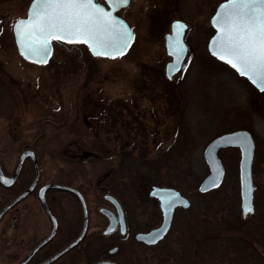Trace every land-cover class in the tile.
Masks as SVG:
<instances>
[{"label":"rangeland","instance_id":"obj_1","mask_svg":"<svg viewBox=\"0 0 264 264\" xmlns=\"http://www.w3.org/2000/svg\"><path fill=\"white\" fill-rule=\"evenodd\" d=\"M220 1L130 0L117 11L134 32L123 55L94 56L87 47L55 44L44 64L27 62L18 54L12 32V19L18 13L12 0L0 1V157L7 170L14 166L18 141L30 140L40 119L59 122L68 113L64 125L45 126L37 151L43 158L44 179L63 172L86 191L90 230L100 231L107 223L99 207L113 209L100 188L110 192L104 177L115 169L126 175L141 161L159 168L158 177L165 180L162 184L175 183L190 200V210L175 213L170 238L176 241L171 246L166 249L158 244L150 249L136 245L128 258L115 256L122 264H188L186 257L179 256L194 252V264L244 261L240 253L228 251V238L223 237L242 236L238 231H215L219 236L212 248L206 240L202 242L211 216L218 221L240 216L238 189L225 183L209 192L200 193L196 188L208 173L202 158L204 146L229 125H238L240 93L251 85L212 57L194 61L185 73L163 80L164 35L171 21L183 19L190 26L185 38L193 56L200 47L197 31L199 34L200 26L207 25ZM205 39L206 35L204 43ZM228 118H232L229 125ZM225 154L220 150L222 159ZM147 182H138L141 193L150 184ZM56 197L61 203L55 200V207L71 226L81 214L78 202L63 191L56 192ZM22 202L19 210L12 208L0 223V264L16 263L25 250L20 240L28 244L49 229L38 201L30 195ZM146 207L141 196L128 205L134 231L151 222ZM35 223L37 227L31 228ZM94 250V242H86L78 262L68 252L52 264H87L95 256ZM220 257L224 263H219Z\"/></svg>","mask_w":264,"mask_h":264},{"label":"flooded vegetation","instance_id":"obj_2","mask_svg":"<svg viewBox=\"0 0 264 264\" xmlns=\"http://www.w3.org/2000/svg\"><path fill=\"white\" fill-rule=\"evenodd\" d=\"M0 1H6V0H0ZM95 1L105 4L104 0H95ZM31 2L32 0H12L15 11H17L18 13L16 14V17L12 19L13 20L12 32H13V25L15 21L27 15V10ZM189 28L190 26L187 24V27L184 32V42L187 46V49H186V53L183 59V63H182L181 68L173 76H175L177 73H185L188 66L194 61L202 62L204 58L206 59L209 57L214 58L207 50L208 39L214 32L212 26L209 24V21L207 25L200 26L199 34L197 31V35H199L200 47L197 51H195V55L193 56L190 55L189 42L185 38V35L187 34ZM169 31H170V26H169L168 31L165 32V35ZM165 35H164V41H165ZM204 35H206L207 37V39H205V43L203 41ZM13 39H14V33H13ZM14 42H15V39H14ZM55 44L68 45L69 43H65L62 41H56V40L52 41V47ZM15 45H16V42H15ZM16 49H17V46H16ZM164 54H165L164 56L166 57V62H165V65H166V63L171 59V56L166 53L165 45H164ZM21 58L23 57L21 56ZM23 59L27 62H31L34 64H41V63H35L32 61L26 60L25 58ZM163 75L165 76V66H164ZM242 78H244L248 83H250L245 77L242 76ZM250 85H251L250 87L243 88L242 89L243 91L240 93V98H239L237 111H236V115L238 118L237 120L239 121L238 125H235V126L229 125L232 121V118H228L229 128L223 133H228V132H232L236 130H245L250 135V137L248 138H251V141L253 144L252 159H251V165H250V176H251V185H252L251 207L253 210L250 213L243 214L242 206H241L242 205L241 178H240L241 145L240 144H233V145L230 144L227 146L220 147L217 151V155L221 159L222 165H223L222 181L217 187L212 188L208 190L207 192L215 190L222 183H225V185L228 188L229 187L232 189L237 188L239 200H240L241 214L239 217L228 216L227 219L224 218L219 221L215 220V218L211 216L210 219L208 220L206 236L204 239H202V242L203 240H206L208 246L212 248V246L214 245V238H218L219 236L217 234L218 232H215V231H220V230L238 231L242 234V236L236 237V235L228 236L227 234H223V237H226V239L228 238V241H226V246H227L228 251L235 250L237 253H240L241 255H243L244 261L242 264H264V261H263L264 260V89H259L258 87L252 85L251 83ZM228 108L231 109L229 106ZM228 116L229 117L231 116L230 110L228 111ZM67 119H68V113L66 114L64 119L59 122L55 121L54 118L40 119L39 127L38 129L35 128V131L32 132L30 140L23 139L21 141L20 140L18 141L19 150L15 158L14 166L12 167L11 170H7L5 163L2 161V158L0 157V167L5 175H12L14 171L17 169V167L19 166V170L15 177V181L11 186L5 187L0 183V209L2 208V206H4V204H6L11 199H13L15 196L19 195L21 192H23L25 189H27L31 185L32 181L35 178V170H36L35 165L38 167L37 181H36V184L33 190L30 193H28L26 196L21 198L12 207H10L0 217V223L2 221V218L6 215L8 211H10L12 208L19 210L20 207H18V203L21 205L23 203L22 201L25 198L32 195L34 199L38 201L41 208L45 212L47 220H48L47 222L49 225L48 231L46 230L38 238L30 240L28 244L25 242L23 243L22 242L23 240H20L21 244L24 245L25 250H24V253L19 257L16 263L20 262L36 244H38L42 239H44L50 233V231L53 228V222L50 216L48 215L47 211L43 207L41 201L38 198L39 188L42 185L47 184V183H60V184L74 186L82 193V191L80 190L81 185L74 184V183L68 184L65 182L67 179H69V176H63V172H62V175L56 174L55 177L53 175L50 179L49 178L44 179V175L46 176V172L44 171V164L42 160L43 158L37 151V147L40 144L39 143L38 145H36L38 140L40 139V142H41L43 138L45 137L43 136L46 133L45 126L52 127V128L60 127L64 125V122ZM233 121L235 120L233 119ZM239 140H242V144L243 143L245 144L247 141L245 134L243 137H240ZM27 149L32 150V152L34 153V158L31 156L30 152L26 151ZM220 150H224L226 153L225 156L223 157L224 159H222L219 155ZM114 173L117 174L116 169L115 171H113V174L110 172L109 175L104 177V179L108 180V178L110 176L112 177ZM114 184H115V189H117L116 193H113L111 191L110 193L109 190L104 186H101L100 188H101V191L103 192V195L105 191H108V193L114 196L119 202L121 209H122V213H123V219L125 222L124 232L121 231L120 225L118 223L116 228L113 229L110 233L103 234L102 230L106 227L108 223L107 217H106L107 223L104 228H102L100 231L90 230L91 218H90V212H88V216H89L88 228H87V232L84 238L79 242V244H77L75 247H73L72 249L68 251V252H72L75 248H79L82 246L83 252H85L86 236L90 234L91 232H97V234L99 235L98 238L105 239L106 244H105V247L103 246L102 250L96 249V246H95V250H97L95 253V256L91 259L92 261L87 262V264L93 261L106 260V259H110L116 262L117 264H120L121 262L115 256L119 255V257L122 260H124L125 257L126 258L129 257V255L133 251V247L136 245H140V244L150 249L158 244H162L163 246L165 245L167 249L169 245L171 246L172 242L176 241V238L175 239L170 238V233H171L170 230L172 227V222L175 218L176 211H178V209L190 210L191 208V203L189 199H188L189 205L187 207L176 206L173 209L171 223L169 225L167 232L157 242L153 244H147V243L138 241L135 237L136 233L139 231H148L149 229L157 226L162 220V213H161V209L159 206V202L157 198L150 195V189L153 185H163V186H170V187H175V186L167 184V183L166 184L150 183L144 187L142 204L144 208L147 206L146 210H148L149 215H150L149 218H151L152 220L145 228L139 231H134L133 226H132V221L130 220V215L128 211V205L132 203V201H129L127 194L125 195L123 194L127 199H123L121 197L122 191L128 190L129 187L122 184L117 179L115 180ZM6 190L12 192L13 195L9 198H6L5 197ZM62 191L72 194L80 206V203L76 195L70 191L62 190L58 188H48L45 190L44 198L56 218L57 228L52 238L46 243H44L43 245H41L25 264H37L41 262L42 260L46 259L50 255L55 253L61 247L69 243L81 231L82 225H83V213H82L81 206H80L81 214L77 219L73 220V223L71 226L68 222L69 220L66 221L67 218L64 216H61V214L58 212L57 208L55 207V204H54L55 200H57L58 203H61L59 198L56 197V192H62ZM183 195L186 196L185 193H183ZM2 198H6V200L1 201ZM104 199L107 202H109L111 206L113 207V209L111 208H108V209L112 210L114 213H117L115 204L112 203L110 200L106 199L105 197ZM26 204L27 203L25 202L23 205V210H26V207H27ZM88 211H89V208H88ZM158 219L160 220V222L157 225L153 226V224ZM13 220H15V218H13ZM30 227L36 228L37 223H35L34 225L32 224ZM93 239H94V244L96 245L97 241H96L95 236L93 237ZM123 247H128V251H125ZM65 254H63L62 256H64ZM195 254L197 253L194 252V254H191V255L181 254L179 257H181L182 259L186 257L188 260V264H194L193 262L196 263L195 258H194ZM62 256H60L58 259H60ZM175 258L177 257L175 256ZM58 259H56L55 261H57ZM55 261L49 264H52ZM218 261L219 263H224L225 259L223 257H220ZM210 264H213V263H210ZM225 264L227 263L225 262Z\"/></svg>","mask_w":264,"mask_h":264},{"label":"water","instance_id":"obj_3","mask_svg":"<svg viewBox=\"0 0 264 264\" xmlns=\"http://www.w3.org/2000/svg\"><path fill=\"white\" fill-rule=\"evenodd\" d=\"M130 1V0H129ZM96 2V1H95ZM104 3L96 2L101 7L104 8L105 11H110L113 15V17L117 18V23L123 22V25L126 26L127 30L131 34V40L129 42V46L133 40L134 32L129 26L128 22L118 15L116 13L117 10H119L122 7L117 8V6L113 3V0H104ZM34 4V0L29 5V8L27 10V15L23 18H20L15 21L13 25V33H14V39L16 42L17 50L19 54L25 58L26 60L35 62V63H45L48 61L49 57L52 54V41H55V39H49L48 41V51H29L28 50V39L26 38L23 43L20 42V37L17 34L16 31V24L18 21L22 19H27L29 16L30 8H32ZM128 5V4H127ZM228 5V0H222L220 1L216 6L214 11L209 17V24L214 29L213 34L209 37L207 42V50L208 52L214 56L217 60L226 63L230 67H232L231 64H229L227 61L230 59L229 56H227L225 53L221 52L220 48L221 45L219 43L221 39V24L218 22L220 20V17L225 13V7ZM177 25H183L185 26L182 30L180 35H177ZM187 27V23L181 19H173L170 24V31L166 33L165 35V50L166 53L171 56V59L166 63L165 65V76L170 79L174 73H176L182 66L183 59L186 53L187 46L184 42V32ZM56 41H62L65 43H68L66 40H56ZM91 42L89 44H85L89 52L94 56H104V57H117L120 56L119 52L116 49H119L122 47V44H117L116 48L108 47L107 49H94L93 47H90ZM128 46V47H129ZM33 49H38L40 46L39 44L33 43L32 44ZM128 47L123 49V53L126 52ZM182 49V50H181ZM96 50L105 51L106 54L104 55H96ZM221 55H224L225 58L221 59ZM233 68V67H232ZM238 75L246 77L254 86L258 87L259 89H264V87L258 86V84H254L252 82V79L249 78L250 74H244L242 75L240 71L237 70V68H233ZM245 134V137L247 139L246 143L242 144V140H239L240 137H243ZM249 133L245 130H236L228 133H222L220 135L215 136L212 138L203 148L202 151V157L204 162L208 166V173L202 178L198 185V190L201 192H206L212 188L217 187L223 177V165L221 159L217 155V151L220 147L227 146V145H233V144H240L241 145V159H240V178H241V196H242V211L243 214H245V207L249 204L251 205V195H252V185H251V176H250V165H251V159H252V151H253V144L251 141V138ZM27 152H30L31 156L34 158V153L32 150L27 149ZM25 153V152H23ZM24 156V154H23ZM36 164V163H35ZM35 178L32 181L31 185L25 189L23 192H21L19 195L15 196L13 199L8 201L2 208L0 209V217L15 203H17L21 198L26 196L28 193H30L33 188L35 187L37 176H38V167L35 165ZM19 166L14 171L12 175H5L0 167V183L5 186L9 187L11 186L14 181L15 177L18 173ZM249 184L251 185V191L249 192ZM48 188H58L62 190H67L72 193H74L80 203L82 213H83V225L82 229L79 232V234L72 239L69 243L61 247L59 250H57L55 253L47 257L46 259L42 260L41 262L37 264H49L56 259H58L60 256L68 252L70 249L75 247L79 242L84 238L87 228H88V207L87 203L82 195V193L74 186L66 185V184H60V183H47L42 185L38 190V198L41 201L43 207L47 211L48 215L50 216L52 222H53V228L50 231V233L42 239L38 244H36L30 252L18 263L16 264H25L29 258L34 254V252L44 243L49 241L52 236L54 235L56 228H57V222L56 218L50 209L49 205L46 203L44 198V192ZM150 195L157 198L159 202V206L162 213V220L161 222L149 229L148 231H139L136 233L135 237L138 241L147 243V244H153L151 241L155 240L157 242L159 239L163 237V235L167 232L169 225L171 223L172 213L173 209L176 206H182L187 207L189 205V200L183 196L177 189L170 186H163V185H153L150 189ZM104 197L108 200H110L112 203L115 204L116 212L114 213L112 210L106 208V207H100L99 211L103 213L108 218V223L106 227L102 230L103 234L110 233L113 229L116 228L117 224L119 223L120 229L122 232H124L125 229V222L123 219V213L121 206L117 199L112 196L111 194L105 192ZM171 204V206H169ZM89 264H117L116 262L106 259V260H97L93 261Z\"/></svg>","mask_w":264,"mask_h":264},{"label":"snow or ice","instance_id":"obj_4","mask_svg":"<svg viewBox=\"0 0 264 264\" xmlns=\"http://www.w3.org/2000/svg\"><path fill=\"white\" fill-rule=\"evenodd\" d=\"M113 3L119 8L127 6L129 0H113ZM223 7L225 13L218 21L221 24V52L230 57L227 62L233 68L242 75L250 74L254 84L264 87V0H228V5ZM184 27L177 25L178 36ZM16 31L21 43L28 39L29 51L47 52L51 38L64 39L68 43L91 42L90 47L94 49H115L117 44H122L116 50L123 55V49L131 40L123 22L118 24L117 18L95 0H34L28 18L17 22ZM33 43L40 47L33 49ZM95 54L106 52L96 50ZM252 210L249 202L245 213ZM151 242L155 243V240Z\"/></svg>","mask_w":264,"mask_h":264},{"label":"trees","instance_id":"obj_5","mask_svg":"<svg viewBox=\"0 0 264 264\" xmlns=\"http://www.w3.org/2000/svg\"><path fill=\"white\" fill-rule=\"evenodd\" d=\"M213 2H214V0H213ZM75 45L81 46V47H86L84 44H80V43H77ZM80 49H82V48H80ZM163 80L168 81L166 78L163 79ZM52 125H54V124H52ZM39 143H40V139L38 140L36 145H38ZM158 169L159 168L149 167L148 164H146L145 162L141 161L139 163L134 164V166L131 169V172L126 174L127 176L122 174V173L114 174L112 177L110 176L108 178V185L107 186L110 187V191L111 192L116 193L117 189H115V184L114 183H115V180L117 179L122 184H124V185L129 187L128 190L122 191L121 197L123 199H127L124 196L125 194H127V197L129 199V201H136V200H139L140 196L143 197V193H141V190L139 189V184H138V182L140 183L141 179H144V180L148 181L147 183H156V184L163 183L165 181V180H163V178L158 177V173H157ZM65 182L68 183V184H72L73 183V181L70 179V177ZM167 184L173 185L176 188H178L182 193H185L184 190L181 189L175 183H173L171 181H168ZM80 190L82 191V193H83V195H84V197L86 199V202L88 203V197L86 195V191L82 187H80ZM12 195H13L12 192L6 190V194H5L6 198L11 197ZM94 236H95L96 241H97V244L95 245L96 249L102 250L103 246L105 247L106 241H105V239L98 238L99 235L97 234V232H91L90 234H88L86 236V238H85V242H88V243L94 242V239H93ZM72 253L74 254L75 261L78 262L80 259L83 258V255H84L82 246L79 247V248H75L72 251ZM90 261H92V260L90 259L87 262H90Z\"/></svg>","mask_w":264,"mask_h":264}]
</instances>
